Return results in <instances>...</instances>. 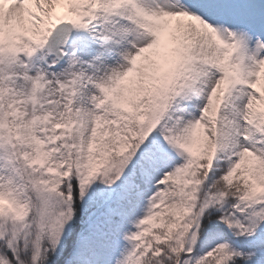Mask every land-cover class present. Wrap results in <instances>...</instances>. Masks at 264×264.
<instances>
[{
	"label": "snow or ice",
	"instance_id": "obj_1",
	"mask_svg": "<svg viewBox=\"0 0 264 264\" xmlns=\"http://www.w3.org/2000/svg\"><path fill=\"white\" fill-rule=\"evenodd\" d=\"M0 264H264V0H0Z\"/></svg>",
	"mask_w": 264,
	"mask_h": 264
}]
</instances>
